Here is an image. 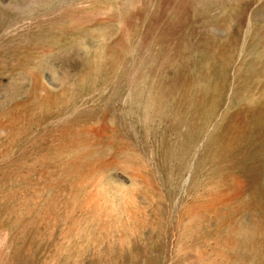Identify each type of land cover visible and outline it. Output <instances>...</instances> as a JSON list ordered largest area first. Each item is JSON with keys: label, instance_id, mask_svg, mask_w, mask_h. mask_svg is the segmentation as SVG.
Returning <instances> with one entry per match:
<instances>
[{"label": "rangeland", "instance_id": "374dc122", "mask_svg": "<svg viewBox=\"0 0 264 264\" xmlns=\"http://www.w3.org/2000/svg\"><path fill=\"white\" fill-rule=\"evenodd\" d=\"M0 264H264V0H0Z\"/></svg>", "mask_w": 264, "mask_h": 264}]
</instances>
